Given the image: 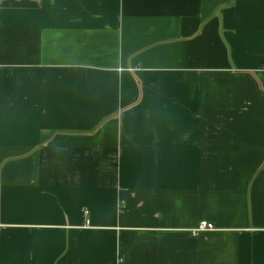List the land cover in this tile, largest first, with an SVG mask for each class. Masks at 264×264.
<instances>
[{
    "label": "crops",
    "instance_id": "1",
    "mask_svg": "<svg viewBox=\"0 0 264 264\" xmlns=\"http://www.w3.org/2000/svg\"><path fill=\"white\" fill-rule=\"evenodd\" d=\"M0 264H264V0H0Z\"/></svg>",
    "mask_w": 264,
    "mask_h": 264
},
{
    "label": "built area",
    "instance_id": "2",
    "mask_svg": "<svg viewBox=\"0 0 264 264\" xmlns=\"http://www.w3.org/2000/svg\"><path fill=\"white\" fill-rule=\"evenodd\" d=\"M86 214H88V213H86ZM88 224V223H87ZM215 228H214V226L213 225H211V224H206V223H203L202 225H200V227H199V231H206V230H214Z\"/></svg>",
    "mask_w": 264,
    "mask_h": 264
}]
</instances>
